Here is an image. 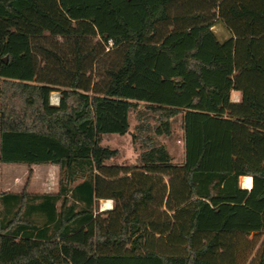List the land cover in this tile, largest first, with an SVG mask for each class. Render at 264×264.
<instances>
[{
	"label": "trees",
	"instance_id": "trees-1",
	"mask_svg": "<svg viewBox=\"0 0 264 264\" xmlns=\"http://www.w3.org/2000/svg\"><path fill=\"white\" fill-rule=\"evenodd\" d=\"M0 79V161L60 169L0 194V264H264V0H0ZM141 104L183 163H108Z\"/></svg>",
	"mask_w": 264,
	"mask_h": 264
},
{
	"label": "rangeland",
	"instance_id": "rangeland-1",
	"mask_svg": "<svg viewBox=\"0 0 264 264\" xmlns=\"http://www.w3.org/2000/svg\"><path fill=\"white\" fill-rule=\"evenodd\" d=\"M214 30L220 38H226L229 33L222 22H219ZM1 82V79H0ZM236 93L233 92L232 99L235 100ZM59 96V91L51 95ZM53 97V98H52ZM60 98V96H59ZM57 105V104H56ZM158 125L157 115L145 109L141 104L139 110L130 113V130L125 135H104L102 145L119 150V156L108 161L110 164L130 165L137 163L140 153L144 150V144L148 136L164 144L170 151L173 162L181 164L185 160L184 132L182 128V117L177 116L173 120V130L170 136H157L154 128ZM31 165L26 163H3L0 161V194L4 192H29V193H55L59 190L60 174L57 168L44 170L40 167L30 170ZM43 164L42 167H46ZM5 190V191H4ZM103 201H100L99 209H103ZM112 201V200H111ZM114 202L112 201V206ZM264 239V233L249 237V240L259 248Z\"/></svg>",
	"mask_w": 264,
	"mask_h": 264
},
{
	"label": "crops",
	"instance_id": "crops-1",
	"mask_svg": "<svg viewBox=\"0 0 264 264\" xmlns=\"http://www.w3.org/2000/svg\"><path fill=\"white\" fill-rule=\"evenodd\" d=\"M233 92H235L236 93V99L235 100H233V101H235V102H238L239 100H240V98H241V94H240V92H238V91H233ZM42 165L43 164H33V165H31L29 168H30V170H32V169H35V167H40V168H42V169H44V170H48V169H51V168H57L58 170H59V174H60V169H59V166L58 165H54V164H47V166L46 167H42ZM242 178V177H241ZM241 181H242V179H241ZM243 187V186H242ZM243 188H245V187H243ZM5 191V190H4ZM45 193H47V192H45ZM56 193V192H55ZM103 200H111V199H103ZM113 201V200H112ZM112 201H111V204H112ZM113 208V206L111 205V207H109V208H107V209H101V211L102 210H108V209H112Z\"/></svg>",
	"mask_w": 264,
	"mask_h": 264
},
{
	"label": "bare ground",
	"instance_id": "bare-ground-1",
	"mask_svg": "<svg viewBox=\"0 0 264 264\" xmlns=\"http://www.w3.org/2000/svg\"><path fill=\"white\" fill-rule=\"evenodd\" d=\"M241 181V185L247 189H251L253 187V177L252 176H243ZM111 200H104L103 201V208L107 209L111 207Z\"/></svg>",
	"mask_w": 264,
	"mask_h": 264
},
{
	"label": "built area",
	"instance_id": "built-area-1",
	"mask_svg": "<svg viewBox=\"0 0 264 264\" xmlns=\"http://www.w3.org/2000/svg\"><path fill=\"white\" fill-rule=\"evenodd\" d=\"M54 92H55V91H54ZM52 93H53V92H52ZM51 95H52V94H51ZM59 96H60V93H59ZM59 96H55L54 98L52 97V98L54 99V101H53V103H52V102H51V103H52V104H55V105H56V104H59V103H60V98H59Z\"/></svg>",
	"mask_w": 264,
	"mask_h": 264
},
{
	"label": "water",
	"instance_id": "water-1",
	"mask_svg": "<svg viewBox=\"0 0 264 264\" xmlns=\"http://www.w3.org/2000/svg\"><path fill=\"white\" fill-rule=\"evenodd\" d=\"M5 61H7V57L5 58Z\"/></svg>",
	"mask_w": 264,
	"mask_h": 264
}]
</instances>
